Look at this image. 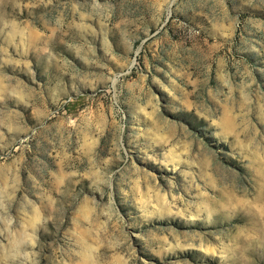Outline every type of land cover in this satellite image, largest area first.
<instances>
[{
  "label": "rangeland",
  "instance_id": "obj_1",
  "mask_svg": "<svg viewBox=\"0 0 264 264\" xmlns=\"http://www.w3.org/2000/svg\"><path fill=\"white\" fill-rule=\"evenodd\" d=\"M0 264H264V0H0Z\"/></svg>",
  "mask_w": 264,
  "mask_h": 264
}]
</instances>
